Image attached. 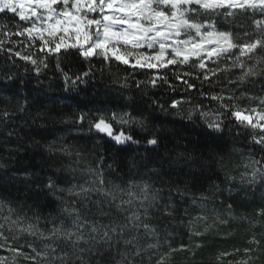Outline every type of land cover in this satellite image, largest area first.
Listing matches in <instances>:
<instances>
[{
	"label": "clouds",
	"instance_id": "9594fccd",
	"mask_svg": "<svg viewBox=\"0 0 264 264\" xmlns=\"http://www.w3.org/2000/svg\"><path fill=\"white\" fill-rule=\"evenodd\" d=\"M0 264H264V0H0Z\"/></svg>",
	"mask_w": 264,
	"mask_h": 264
}]
</instances>
